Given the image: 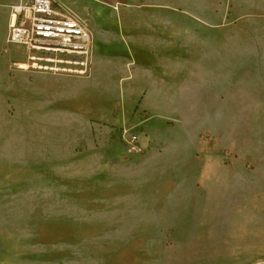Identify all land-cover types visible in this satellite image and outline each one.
I'll use <instances>...</instances> for the list:
<instances>
[{"label": "crops", "instance_id": "obj_1", "mask_svg": "<svg viewBox=\"0 0 264 264\" xmlns=\"http://www.w3.org/2000/svg\"><path fill=\"white\" fill-rule=\"evenodd\" d=\"M13 1L0 0V85H12L4 43ZM55 1L90 21L92 48L87 75L28 71V137L60 139L55 149L42 152V158L80 171L85 180H79L78 172L69 180L91 187L123 178L128 183L124 192L136 196L143 216L168 219L159 232L201 235L184 252L182 264H264V189L257 188L262 184L252 178L247 189L237 190L234 183L212 177L217 168H232L208 162L211 156L199 137L203 127L193 129L188 124L191 110L168 103L167 89L214 85L210 68L214 72L224 65V55L215 47L208 50L207 39L194 42L186 32H177L185 18H178L177 11L190 7L168 0L170 21L162 26L152 10L130 6L119 8L112 19L109 5L116 0ZM153 2L158 1L149 5L157 4ZM111 32L124 42L116 55L112 49L103 50ZM98 88L104 97L96 102ZM142 114L147 117L140 133L141 152L129 153L123 143L109 139L113 128L137 121ZM170 119L175 122L169 124ZM199 151L206 154L204 159H196Z\"/></svg>", "mask_w": 264, "mask_h": 264}, {"label": "rangeland", "instance_id": "obj_2", "mask_svg": "<svg viewBox=\"0 0 264 264\" xmlns=\"http://www.w3.org/2000/svg\"><path fill=\"white\" fill-rule=\"evenodd\" d=\"M151 1L113 3L152 10L162 26L168 25V0L149 5ZM175 2L190 7L177 11L178 18L185 17L177 32H186L194 42L207 39L208 50L215 47L224 55V65L214 72L210 68L209 81L214 85L167 89L168 103L191 110L188 124L193 129L203 127L199 137L211 156L208 162L232 168L226 172L217 168L212 177L234 183L237 190L247 189L248 179L256 178L262 184L257 188L264 189V0ZM18 3L10 2V12ZM111 5L113 19L117 12ZM4 47L12 85L0 86V264H182L184 252L201 235L159 232L168 219L143 216L136 196L124 192L127 180L112 178L92 187L73 182L69 178L77 172L79 180L85 175L42 158V152L55 149L60 139L28 137V71L84 76L89 63L83 74L25 69L18 66L28 61L24 49L6 43ZM108 49L111 46H103ZM48 56L77 60L61 53ZM200 151L195 155L198 160L206 156Z\"/></svg>", "mask_w": 264, "mask_h": 264}, {"label": "built area", "instance_id": "obj_3", "mask_svg": "<svg viewBox=\"0 0 264 264\" xmlns=\"http://www.w3.org/2000/svg\"><path fill=\"white\" fill-rule=\"evenodd\" d=\"M13 13L6 43L23 48L28 61L61 53L76 56V65L83 70L87 68L92 34L82 18L66 12L55 0L21 1L14 7ZM146 117L142 114L137 121L113 128L110 138L122 142L129 153H139L140 133Z\"/></svg>", "mask_w": 264, "mask_h": 264}, {"label": "bare ground", "instance_id": "obj_4", "mask_svg": "<svg viewBox=\"0 0 264 264\" xmlns=\"http://www.w3.org/2000/svg\"><path fill=\"white\" fill-rule=\"evenodd\" d=\"M112 9L114 12L119 11V3L115 2L112 5ZM100 19H105L106 15H100ZM14 18V13L10 12L9 14V23L10 21ZM101 23V22H100ZM140 31L145 30V25L139 27ZM123 38L118 36L116 32H111L110 35V43L109 45L112 48V52L114 54H119L122 51V44H123ZM77 62L69 60V59H64L61 57H40V58H33V60H29L27 62H20L19 67L20 68H29V67H37V68H42V69H49V70H61V71H69V72H77L78 74H83L84 70L82 68H72V67H66V66H60V65H76ZM1 86V85H0ZM96 94L94 96V100L96 102L102 101L104 95L102 94V91L100 89H95ZM10 91V90H9Z\"/></svg>", "mask_w": 264, "mask_h": 264}]
</instances>
